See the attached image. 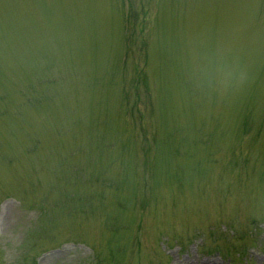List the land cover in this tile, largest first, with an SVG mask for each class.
Here are the masks:
<instances>
[{
  "label": "rangeland",
  "instance_id": "374dc122",
  "mask_svg": "<svg viewBox=\"0 0 264 264\" xmlns=\"http://www.w3.org/2000/svg\"><path fill=\"white\" fill-rule=\"evenodd\" d=\"M0 264H264V0H0Z\"/></svg>",
  "mask_w": 264,
  "mask_h": 264
},
{
  "label": "bare ground",
  "instance_id": "6f19581e",
  "mask_svg": "<svg viewBox=\"0 0 264 264\" xmlns=\"http://www.w3.org/2000/svg\"><path fill=\"white\" fill-rule=\"evenodd\" d=\"M11 204H12V203H11ZM11 204H10V205H11Z\"/></svg>",
  "mask_w": 264,
  "mask_h": 264
}]
</instances>
